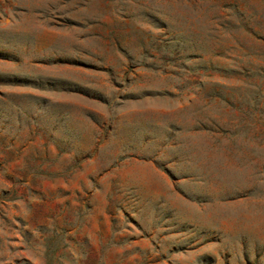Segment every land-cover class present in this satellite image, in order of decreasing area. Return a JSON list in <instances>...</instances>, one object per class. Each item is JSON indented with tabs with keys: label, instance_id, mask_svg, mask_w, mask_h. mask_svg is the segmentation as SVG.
Wrapping results in <instances>:
<instances>
[{
	"label": "rangeland",
	"instance_id": "rangeland-1",
	"mask_svg": "<svg viewBox=\"0 0 264 264\" xmlns=\"http://www.w3.org/2000/svg\"><path fill=\"white\" fill-rule=\"evenodd\" d=\"M0 264H264V0H0Z\"/></svg>",
	"mask_w": 264,
	"mask_h": 264
}]
</instances>
